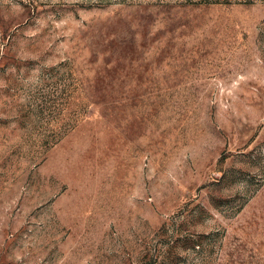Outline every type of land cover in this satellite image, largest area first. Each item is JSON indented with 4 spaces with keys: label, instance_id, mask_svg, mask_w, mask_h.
Returning <instances> with one entry per match:
<instances>
[{
    "label": "rangeland",
    "instance_id": "obj_1",
    "mask_svg": "<svg viewBox=\"0 0 264 264\" xmlns=\"http://www.w3.org/2000/svg\"><path fill=\"white\" fill-rule=\"evenodd\" d=\"M0 0V264H264V0Z\"/></svg>",
    "mask_w": 264,
    "mask_h": 264
},
{
    "label": "trees",
    "instance_id": "obj_2",
    "mask_svg": "<svg viewBox=\"0 0 264 264\" xmlns=\"http://www.w3.org/2000/svg\"><path fill=\"white\" fill-rule=\"evenodd\" d=\"M230 0H202L197 4H230Z\"/></svg>",
    "mask_w": 264,
    "mask_h": 264
}]
</instances>
